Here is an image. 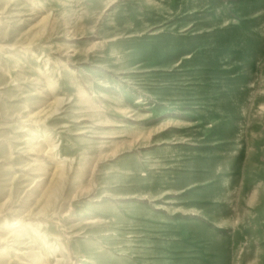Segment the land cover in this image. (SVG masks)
Returning <instances> with one entry per match:
<instances>
[{"label": "rangeland", "instance_id": "1", "mask_svg": "<svg viewBox=\"0 0 264 264\" xmlns=\"http://www.w3.org/2000/svg\"><path fill=\"white\" fill-rule=\"evenodd\" d=\"M264 264V0H0V264Z\"/></svg>", "mask_w": 264, "mask_h": 264}, {"label": "bare ground", "instance_id": "2", "mask_svg": "<svg viewBox=\"0 0 264 264\" xmlns=\"http://www.w3.org/2000/svg\"><path fill=\"white\" fill-rule=\"evenodd\" d=\"M64 262H59V264H63Z\"/></svg>", "mask_w": 264, "mask_h": 264}]
</instances>
